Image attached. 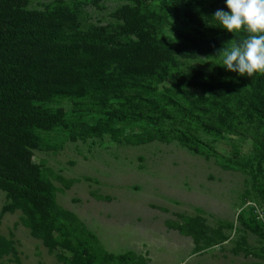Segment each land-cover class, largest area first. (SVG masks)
Returning <instances> with one entry per match:
<instances>
[{"label":"rangeland","instance_id":"rangeland-1","mask_svg":"<svg viewBox=\"0 0 264 264\" xmlns=\"http://www.w3.org/2000/svg\"><path fill=\"white\" fill-rule=\"evenodd\" d=\"M198 1L148 0L149 10L164 17L158 37L170 42L190 31L188 13L219 10L214 0ZM63 3L74 10L80 29L116 31L126 40L118 11L135 6L125 0H28L27 9L51 12ZM233 44L194 60L164 63L161 73L190 79L216 74L223 66L219 51ZM42 107L49 113L62 111L63 117L49 131L37 132L32 163L54 187L56 206L95 237L90 246L95 264H104L103 254H131L129 262L141 259L143 264H264V158L257 147L264 145L263 123H244L213 137L199 127L185 131L168 120L144 118L114 123L112 134L95 136L88 129L104 117L95 107L89 111L68 100ZM156 129L164 133L162 140H151ZM181 132L199 153L179 143ZM5 204L0 191V235L16 252L3 256L2 264H63L61 256L67 262L84 261L74 251L84 242L79 226L65 219L54 223V237L70 240L71 250L48 251L25 226L20 210L1 214ZM195 217L203 220L212 244L189 234L187 222Z\"/></svg>","mask_w":264,"mask_h":264},{"label":"trees","instance_id":"trees-1","mask_svg":"<svg viewBox=\"0 0 264 264\" xmlns=\"http://www.w3.org/2000/svg\"><path fill=\"white\" fill-rule=\"evenodd\" d=\"M125 1L135 7L118 11L123 21L119 31L126 39L122 40L116 31L80 29L74 10L64 3L51 12H39L27 9L28 0H0V191L6 195L1 214L20 210L25 226L48 251L71 250L70 240L54 237V223L65 219L79 226L84 246L74 251L84 261L67 262L61 256L63 264H95L90 246L96 239L56 206L54 187L32 163V151L39 146L37 132L49 131L63 117L62 111H45L43 104L68 100L89 111L95 107L104 115L88 129L95 136L112 134L114 123L144 118L153 123L168 120L185 131L199 127L213 137L244 123L264 124V75L240 76L223 66L200 79L161 73L164 63L194 60L229 42L238 44L246 33H227L215 13L200 10L188 13L190 31L166 42L158 37L164 17L149 10L148 0ZM214 1L228 11L225 0ZM132 35L135 40L128 39ZM189 89L201 93L191 95ZM112 102L117 107L109 109ZM163 137L156 129L151 140ZM177 139L199 153L185 132ZM257 147L264 158V145ZM186 228L194 241L212 244L200 217L188 220ZM213 233L220 236L219 231ZM260 236L264 242V234ZM9 253L16 255L0 235V260ZM129 256L103 254L102 259L104 264H143L141 259L129 262Z\"/></svg>","mask_w":264,"mask_h":264},{"label":"clouds","instance_id":"clouds-1","mask_svg":"<svg viewBox=\"0 0 264 264\" xmlns=\"http://www.w3.org/2000/svg\"><path fill=\"white\" fill-rule=\"evenodd\" d=\"M228 11L219 9L214 18L232 35L243 31L246 38L222 48L217 58L228 72L240 76L264 75V0H225Z\"/></svg>","mask_w":264,"mask_h":264},{"label":"built area","instance_id":"built-area-1","mask_svg":"<svg viewBox=\"0 0 264 264\" xmlns=\"http://www.w3.org/2000/svg\"><path fill=\"white\" fill-rule=\"evenodd\" d=\"M264 224V223H263Z\"/></svg>","mask_w":264,"mask_h":264}]
</instances>
